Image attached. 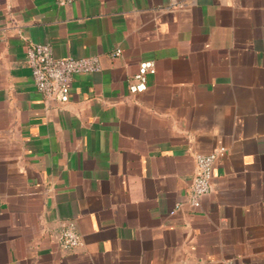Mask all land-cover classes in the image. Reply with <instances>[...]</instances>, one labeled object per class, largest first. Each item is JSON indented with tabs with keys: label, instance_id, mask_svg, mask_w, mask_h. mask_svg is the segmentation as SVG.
Wrapping results in <instances>:
<instances>
[{
	"label": "crops",
	"instance_id": "1",
	"mask_svg": "<svg viewBox=\"0 0 264 264\" xmlns=\"http://www.w3.org/2000/svg\"><path fill=\"white\" fill-rule=\"evenodd\" d=\"M43 42L101 61L67 103L36 89ZM221 146L212 191L171 215ZM67 221L82 247L62 246ZM226 259L264 264V0H0V264Z\"/></svg>",
	"mask_w": 264,
	"mask_h": 264
},
{
	"label": "built area",
	"instance_id": "2",
	"mask_svg": "<svg viewBox=\"0 0 264 264\" xmlns=\"http://www.w3.org/2000/svg\"><path fill=\"white\" fill-rule=\"evenodd\" d=\"M74 0H56L59 5H68ZM117 49L113 57L121 55ZM27 61L37 91L48 100L67 103L71 98L70 83L77 74L96 73L102 70V64L97 56L92 57H57L51 43H31L27 48ZM155 63L142 62L138 71L131 77L129 90L131 93H141L148 88V76L155 73ZM226 147L221 146L209 153H196V171L189 187L187 198L177 201L170 211L177 214L182 208L197 209L201 206L202 197L213 189V168L218 157L226 154ZM59 239L65 249H77L84 245L82 235L72 221L63 224ZM223 264H235L232 259H226Z\"/></svg>",
	"mask_w": 264,
	"mask_h": 264
}]
</instances>
